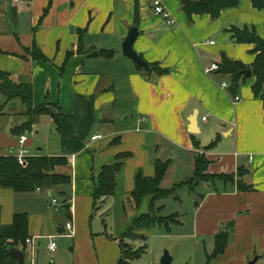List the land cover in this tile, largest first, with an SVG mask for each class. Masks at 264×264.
<instances>
[{"label":"crops","instance_id":"0c3cea01","mask_svg":"<svg viewBox=\"0 0 264 264\" xmlns=\"http://www.w3.org/2000/svg\"><path fill=\"white\" fill-rule=\"evenodd\" d=\"M137 1L139 35L135 49L149 63L168 68V73L143 71L123 54L122 43L136 23ZM162 2L176 19L175 25L154 13L153 0H0V71L15 82L32 84L35 107L48 101L58 104L64 113H73L77 95H95L96 122H101L104 128L113 125L106 132L92 133L86 149L70 156L68 166L58 167L73 177L72 187L62 193L66 200L73 201L70 210L62 204L69 217L66 223L73 222L71 230L66 223L55 227L49 211L33 214L18 211L27 212L30 217L31 241L26 248V261L30 259V264H38L39 238L48 237L50 251L57 234L75 238L84 223L81 217L89 216L106 199L113 198L124 212L132 213L124 226L129 228L133 219L148 211L151 201V196H147L140 207L136 206L132 198L135 175L141 170L146 176H154L158 159H171V163L176 162L187 173L180 180L170 179L173 186L190 187L189 181H197L190 187L193 200L198 203L191 210L192 235L214 239V251L216 235L221 231L229 234L225 253L211 264H248L254 259L255 264H264V104L254 95V76L248 75L233 94L221 85L229 82V76L219 70L205 71L211 63L220 64L223 54L252 65L255 45L236 42L227 30L256 23L257 18L263 20L264 9L255 8L252 0H241L216 19L206 14L194 15L189 20L180 0ZM259 32L264 39V31ZM34 44L49 60L33 58ZM101 50H114L115 55L111 58L93 55ZM121 88L126 90L127 98L133 99L134 112L119 110L118 115L131 123L115 125V119L106 114L118 104L121 96L117 92ZM235 95L241 100L234 101ZM0 101V109L6 105L8 110L0 115V155H9L10 151L16 154L20 136L11 130L21 123L27 106L20 98L6 104L1 87ZM44 119L50 121L53 129L52 118L45 115L34 126L36 133ZM98 134L101 136L92 139ZM217 138L216 145L208 147ZM33 145L28 138L29 150ZM53 149L46 153L42 146H37L44 154H60L59 142ZM168 150L173 156L162 159ZM198 151L210 161L207 172L211 176L207 179L196 176ZM123 152H130L131 156L125 159L117 176L116 193L95 202L96 177L103 164L115 163L114 158ZM171 168L163 179L164 188H168ZM238 181L251 185L252 190L239 189ZM60 189L58 193L63 190ZM41 192L51 195L53 189L18 192L0 185L2 222L13 221L19 194L32 199ZM79 203L83 207L81 214ZM164 205L166 210L167 204ZM182 224L181 220L179 225ZM122 231L116 232L117 235L121 236L125 232ZM120 236L118 245L110 243L114 246L113 257L119 251ZM80 255L81 249L76 264ZM103 262L99 260V264Z\"/></svg>","mask_w":264,"mask_h":264},{"label":"trees","instance_id":"16d2710c","mask_svg":"<svg viewBox=\"0 0 264 264\" xmlns=\"http://www.w3.org/2000/svg\"><path fill=\"white\" fill-rule=\"evenodd\" d=\"M183 10L189 20H193L194 15H210L213 19L218 18L222 11L228 8L236 7L241 0H180ZM257 9H264V0H252ZM138 1L136 3V20L139 23ZM231 33L236 42L254 44L253 52L256 54L252 65H247L242 60L232 59L226 54L222 55L219 64V71L229 76L230 92L236 94L244 79L249 76L244 70L251 69L255 82L252 85L254 95L260 98L264 104V39L258 34L254 26L245 25L243 27L233 26L227 30ZM83 33V30L80 29ZM79 51H82L79 43ZM33 58L41 61H47L49 58L34 44L31 49ZM71 52L69 53V56ZM94 56L111 58L115 55L114 50H101L93 53ZM137 63V62H136ZM137 65L143 70L165 74L169 72L168 68L160 66L159 63H149L145 67L139 63ZM250 76V77H251ZM0 87L3 95L9 102L15 98L27 106V121L21 126L12 128V133L16 136H22L24 132L33 131L34 124L39 121L41 116L47 115L52 118L53 128L59 135L60 154H42L40 152L30 155L26 163L20 164L16 155H0V185L3 188L12 189L18 192L35 191L38 188L48 190L51 188H62L61 193H65L72 187L73 177L69 173H63L58 167L68 166L70 156L86 149L88 139L92 135L95 117L96 96L77 95L75 98V109L73 113H64L58 104H52L45 101L40 106L33 104V86L31 83L15 82L5 72L0 71ZM25 135V134H24ZM218 142L214 140L208 147H213ZM196 145H199L197 142ZM131 156L130 152L118 154L114 160L115 163L103 164L99 175L96 177L94 199L110 197L116 193L117 176L122 171L124 161ZM171 164V159L162 161L156 160V172L154 176H146L141 170L135 175V186L132 191V198L137 207H140L147 196H151L148 211L133 219L129 228L120 236L119 244L121 249L120 263H127L128 260L139 258L146 252V246L138 248L132 247L126 239H131L130 232L138 230L143 240H147V235L143 232L156 226L163 227L167 232L172 231V217L161 215L165 208L164 200L172 197H178L177 190L183 186L174 185L171 188L162 187L163 179ZM210 161L205 155H197L196 176L200 179H207L211 175L207 172ZM233 179V176L230 177ZM187 184L193 188L197 181H189ZM239 189L252 190V186L238 181ZM68 189V190H67ZM61 191V190H60ZM176 194V195H175ZM67 209H71L68 198L65 200ZM177 216V215H176ZM29 214L27 212H16L13 221L9 224H2L0 221V264H16V257L10 252V248L18 247L26 252L27 239L29 238ZM181 224V220L180 223ZM134 238V237H133ZM229 234L221 231L216 235V246L211 254L207 255L206 264H211L214 258L225 253L229 244Z\"/></svg>","mask_w":264,"mask_h":264},{"label":"rangeland","instance_id":"374dc122","mask_svg":"<svg viewBox=\"0 0 264 264\" xmlns=\"http://www.w3.org/2000/svg\"><path fill=\"white\" fill-rule=\"evenodd\" d=\"M257 20L259 21L256 23L252 22L249 26H254L258 34H261L259 30L261 29V32L264 31V19L257 18ZM117 93H119L118 96H121L120 100L115 107L109 109L106 116L114 118L116 121L115 125H126L131 123V120H126L124 117H121L118 115V112L119 110H122V112H134V101L124 95L126 93L124 88L119 89ZM7 111V106L5 105V107L0 109V115L3 113L7 114ZM27 113L28 109L26 108L22 114L21 123L16 126H21L26 123ZM122 114L124 115V113ZM37 123L38 121L34 126L37 125ZM41 123L42 124L37 128L39 129L38 133H36V128L31 132H24L25 135L28 134V138H31L34 143L30 150L32 153L35 151L36 153L40 152L44 154L42 151L37 150V146H42L44 152L47 153L50 149H53V146H57L58 144L59 135L54 128L52 129L50 121L44 119ZM111 127H113V125H109L108 127L105 126L104 128L101 122H96L92 133L106 132ZM8 153L12 154V151ZM203 154V152L198 151V155ZM172 156V151L168 150L162 155V159ZM169 168H171V170L169 171L166 184L168 188L173 186V183L170 184V179L176 178V180H180L179 178H181V176L187 174L176 162H172ZM52 189L53 192L51 195H48L47 192L36 193L32 196V199L25 196L23 198V195L19 194L20 199L18 198V201L15 203L16 212L26 210L30 214H33L47 213L49 211L51 212L49 218L52 220L55 227L65 224L69 218L66 215V207L62 205L66 203V197H64L61 192H57L59 189ZM176 194L179 195V198L176 197L177 199H174L175 197H172L163 201L167 204V209L165 210L164 208L161 215L164 217L170 216L172 217L171 221L174 220L177 223H180V220H182L183 224L179 225L171 222L170 224L173 228L170 233L163 229V227H153L144 232L147 235V240H143L140 237L141 233L138 230L134 229L130 232L132 237L131 239L127 238L126 241L131 243L132 247H147L146 252L139 258L128 260L127 263H120V248L117 255H114L116 258L113 257L114 246L110 243L118 245L117 239L120 235H117L116 232L120 230L124 232L128 228V226H124L128 224L132 213L127 212V210L124 212L119 202L115 203L113 198H109L99 202L98 209L91 210L89 216L85 217L83 215L81 217L84 223L81 225L80 235L71 238L66 235L57 234L55 238L57 243L56 251L52 252L49 250L48 237L39 238L36 262L38 264H76V258L81 249V255L78 258V261H80L79 264H99V260H104L102 264H161V259L166 251L173 258V264H205L207 255L211 254L213 251L214 239L211 237L192 235L193 229L190 216L196 201L193 200L194 194L190 190V187L187 185L183 186L177 190ZM53 198H56L58 201L55 206L52 205ZM68 203L72 204L73 201L70 200ZM3 211L4 205L0 203V221L4 225L5 223L2 222ZM81 211L83 212V207L81 203H79L78 212L81 214ZM135 214H137V210H134L133 215ZM43 229H45V227ZM99 248L101 250L100 252ZM110 249L112 251H110ZM26 264H30V259H27Z\"/></svg>","mask_w":264,"mask_h":264},{"label":"built area","instance_id":"2783aa9c","mask_svg":"<svg viewBox=\"0 0 264 264\" xmlns=\"http://www.w3.org/2000/svg\"><path fill=\"white\" fill-rule=\"evenodd\" d=\"M16 2H18L19 0H14ZM152 8H153V11L155 14L157 15H160L166 19H168V22L171 24V25H175L176 24V19L171 15V13L169 12V10H167V8L165 7V5L163 4L162 0H153V3H152ZM209 43H214V41H208ZM219 69V64L214 62V63H211L210 66L206 67L205 68V71L207 73H211L215 70H218ZM222 87L229 90L230 88V83L227 81V82H223L222 84ZM230 91V90H229ZM241 100V97L239 95H235L234 97V101H240ZM207 117H204V119H206ZM101 135H93L92 136V139H96L98 137H100ZM28 141V136L27 135H22L20 136L19 138V145H20V149L18 150V152L15 154L16 157H17V160L20 164H24L26 163V159L28 156L30 155H34L35 153H32L30 152L29 148L26 146V142ZM40 190V188H38ZM58 203L57 199L56 198H53L52 199V204L53 205H56ZM73 222L72 221H68L66 223V228L71 230L73 228ZM31 240L28 238L27 239V242H30ZM50 249L52 251H55L57 249V243L56 241H52L51 244H50Z\"/></svg>","mask_w":264,"mask_h":264},{"label":"water","instance_id":"95a60500","mask_svg":"<svg viewBox=\"0 0 264 264\" xmlns=\"http://www.w3.org/2000/svg\"><path fill=\"white\" fill-rule=\"evenodd\" d=\"M138 35H139V24L136 22L130 28L127 37L122 43L123 54L126 57L134 60L135 62L145 67H149V62L135 49L134 44ZM244 73L246 75H252V70L250 68L246 69L244 70ZM10 252L16 257L17 259L16 264H26L27 254L23 249H20L18 247H12L10 248ZM255 263H256V259L251 260L248 264H255ZM161 264H173V258L167 251L165 252V254L161 259Z\"/></svg>","mask_w":264,"mask_h":264}]
</instances>
